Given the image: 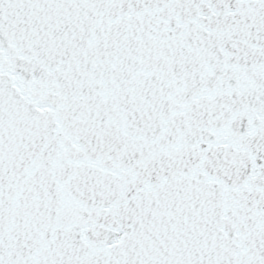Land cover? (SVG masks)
Instances as JSON below:
<instances>
[{
    "label": "snow or ice",
    "instance_id": "snow-or-ice-1",
    "mask_svg": "<svg viewBox=\"0 0 264 264\" xmlns=\"http://www.w3.org/2000/svg\"><path fill=\"white\" fill-rule=\"evenodd\" d=\"M0 264H264V0H0Z\"/></svg>",
    "mask_w": 264,
    "mask_h": 264
}]
</instances>
